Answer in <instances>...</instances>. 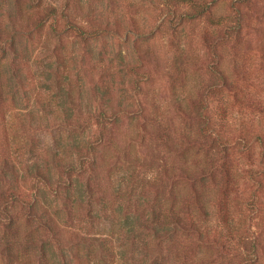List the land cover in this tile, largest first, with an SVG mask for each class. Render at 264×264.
Segmentation results:
<instances>
[{"label":"rangeland","instance_id":"374dc122","mask_svg":"<svg viewBox=\"0 0 264 264\" xmlns=\"http://www.w3.org/2000/svg\"><path fill=\"white\" fill-rule=\"evenodd\" d=\"M235 1L2 0L0 34L4 37L14 27L33 24L49 8L66 3L58 11L61 25L68 17L85 25L106 23L114 30L93 40L89 48L74 33L59 37L51 27L52 19L34 32L25 62L41 66L39 73L57 53L66 60L73 91L69 98H55L68 99V110L53 103L56 106L50 108L56 110L49 113L40 101L47 92L31 76L13 88L7 86L0 95V156L11 152L17 166L15 172L13 167L7 170L6 187L19 169L15 176L30 192L40 182L31 164L39 160L41 170H46L44 159L52 153L58 158L64 155L73 132L96 142V165L81 176L86 188L91 186L94 200L80 198L79 204L56 217L70 262L79 256L80 248L81 257L88 260L85 264H152L154 259L156 264H264V174L257 178L250 174L264 166V0H242L238 10ZM205 7L211 11L202 14ZM99 51L106 52L102 63L96 57ZM135 61L141 64L138 71L131 70ZM106 65L118 70L114 80L104 75ZM212 66L224 72L229 86L222 95L207 97L211 128L233 148L227 162L230 172L217 166L201 182L196 172L205 165L211 169L218 153L210 152V144L202 139L191 102L218 83ZM23 72L37 76L29 65ZM6 81L5 73L2 85ZM102 110L108 114L119 110L117 122L100 126L96 117ZM4 118L15 122V129L4 130ZM243 144L249 151L243 150ZM72 196H81L75 187ZM145 199L160 203L157 207L162 211L173 209L192 218L209 239L176 234L145 257L133 241L135 235L126 237L123 225L128 214L144 218ZM203 204L205 210L199 208ZM12 212L20 222L18 244L10 245L12 259L0 253V264H39L40 248L19 245L33 224L26 221L20 206ZM141 229L136 226L140 238ZM36 235L53 236L43 230ZM2 238L0 232V247ZM90 243L93 250L83 247Z\"/></svg>","mask_w":264,"mask_h":264},{"label":"trees","instance_id":"16d2710c","mask_svg":"<svg viewBox=\"0 0 264 264\" xmlns=\"http://www.w3.org/2000/svg\"><path fill=\"white\" fill-rule=\"evenodd\" d=\"M241 1L242 0H237L234 2L233 5L236 10H238V5ZM31 5L34 6V3ZM66 6L67 3L64 6H61V8H58V6L51 7L49 8V11L43 17L37 19L35 23L30 24V22H27L26 26H16L5 37L0 34V95L3 94V90H6L7 86H12L11 88H13L15 85H19L20 80L31 76L36 79L38 88H44L47 92V95L42 97L40 101L44 104L43 106L48 109L49 113L55 112L56 109L54 107V109H51L50 107L56 105L57 108H61V106L65 107V110L70 108L68 106V99L66 98H69V95L73 91V88L71 87L73 81L71 79V69L68 68L70 65L67 64L66 60L59 57V54L57 53L54 60L49 61L48 64L46 63L44 65L45 68L39 71V73L38 68L41 66L37 67V64L34 66L35 64L31 65L25 62L28 61V58L30 57L28 43L32 40L34 32L41 29L50 19H52L50 23L51 27L59 37H64L65 33H74L75 37L78 38V41L83 42L89 48L91 47L93 40H99L110 33L113 34L112 32L114 30L109 28L106 23L101 24L96 21H91L92 23L90 22V24L85 25L75 22L68 17H66L64 25H61L58 11L64 10ZM0 7H4L2 0H0ZM202 10V14L211 11L210 7H205ZM27 15V18L31 17V15L33 16V14L30 13ZM65 15L66 14H62L63 17ZM29 21H31V18H29ZM116 33L118 34L119 31L116 30ZM98 53H100V56L96 55V57L100 59L101 63L102 61L104 62V57L101 55L106 52L99 51ZM5 60H8V62H5ZM28 65L32 71H37V76L23 72L24 67ZM140 65L139 61H135L132 64L131 70L138 71L136 70V67H140ZM103 67L104 75L107 77L109 76L112 80L119 75L118 70L107 65ZM211 68L213 74L218 78V83L210 84L201 96L191 102L193 109L196 111L194 118L200 122L199 133L203 136L202 139L210 144V152L213 151L218 153L217 159L215 160L214 158L212 160L211 169H207V165H205L203 168L200 167L196 172L195 177L199 178L201 182L212 176L213 171L217 166H220L222 169L225 167L227 168V172H230L227 162L230 157V150L233 148L231 144L232 142L228 141L222 136V134L211 128V118L209 115L210 103L207 97L210 95H222L224 90L229 86L228 79L224 72L215 66H212ZM5 73L7 74V81L6 83L3 82L2 85V77ZM105 88L108 92V85H105ZM57 95L66 98L57 99L55 98ZM53 103H56V105H52ZM119 113V110L114 111L113 113L110 112V114L105 110H102L97 115L96 120L100 126L104 127L106 126V121L110 120L113 123L117 122ZM55 119H58V117ZM70 119V117L67 118V120ZM4 120L5 118L1 121L4 130L15 129V122L7 123V121L4 122ZM70 123V125L73 126L72 121H70ZM9 133L12 134L11 131ZM72 136L73 141H70L69 148L65 150L64 155H61L58 158L56 156L57 153H52L49 157L44 159L43 162L47 165L46 170H41L43 164L40 163L39 160L36 163L34 162L31 164L32 166H30V169L34 170V167L37 169V179L40 180L46 188L41 186L40 182L34 183L30 192H27L24 190V187L20 186L18 176H15L19 175V169L16 174L12 176L15 181H12V183L6 187L4 180L5 177L9 175L7 170L10 171L13 167L15 172L17 166L13 163L14 159L11 152V156L6 155L4 152L1 153L0 173L2 174V178L0 177V232H3V245L0 247V253L3 256L7 255L9 259H12L13 252L10 245L15 243L18 244L16 236L20 231V222L17 221L16 213L12 212V209L20 206V209L24 211L26 221L30 225L33 224L34 229L25 231V239L19 241V245L33 250L40 248L41 250L37 255L39 264H42L43 262L46 264H74L75 260L78 261L77 264H85L88 261L86 258L81 257L82 254L80 253L79 248L77 250L79 256H76V258L70 262L67 256L68 251L70 252V250H68V246H65L62 237L59 235L60 225L56 219V217L61 214L62 210H68L79 204L80 198L85 200V196H87L86 201L91 202L94 200L93 196H91V186L86 188L85 184L82 182L81 176L86 171H92L93 166L96 165V142L89 139L86 140L84 134L82 135L80 132H73ZM101 140L102 139H100V141ZM58 142L64 145L62 139ZM258 142L262 146V140L259 139ZM234 145H236V143ZM247 148L248 146L243 144V150L249 151ZM45 155L46 154L42 156ZM34 156H36L37 159L40 157L38 152ZM73 156L75 157L74 160L68 159ZM262 162L264 165V160H262ZM262 169L261 172L250 170V174L253 178H257L259 175L264 174V166ZM89 184L91 185L90 182ZM74 187L76 188V192L81 195L79 196V199L76 196H72ZM62 194L65 196H62ZM75 195L77 194L75 193ZM159 201L162 200L159 199ZM194 201L200 203L198 199H194ZM146 202H148L146 204L147 208H145L146 214L142 213L144 218L137 216L135 218L133 215L128 214L123 220V225L126 227V237L130 238L132 237L131 234L135 235L133 241H136L135 244L138 245V248H143L141 251L145 257L148 258L151 256L150 251L156 250L157 252L158 247L161 248L162 246L167 245L176 234L185 236L192 233L195 234L196 237L201 238L200 241H202L204 237L209 239V235H207L204 229L200 227L199 223L192 218H185L183 214L173 209L170 211H162L157 207L161 205L160 203H153L148 199ZM205 207L206 206L203 204V206H200L199 208H204L203 210H205ZM200 212L202 213L201 210ZM140 225L142 227L141 231L144 235L142 238L136 235V226L140 228ZM40 230L47 231L53 236L39 238L36 233ZM218 240L217 237L214 238L215 242ZM80 243L83 242L80 241ZM150 243L154 246L150 247ZM93 244L94 243L83 244V247L93 250V248H95ZM221 245L225 247L226 244L224 243ZM252 259L253 261H257V259ZM156 263L157 260L154 259L152 264Z\"/></svg>","mask_w":264,"mask_h":264}]
</instances>
